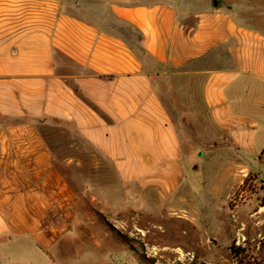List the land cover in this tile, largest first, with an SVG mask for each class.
<instances>
[{"label": "crops", "instance_id": "1", "mask_svg": "<svg viewBox=\"0 0 264 264\" xmlns=\"http://www.w3.org/2000/svg\"><path fill=\"white\" fill-rule=\"evenodd\" d=\"M178 5L0 0V264H147L106 224L84 219L38 127L44 119L73 124L124 184L138 179L163 194L184 153L214 136L187 117L198 104L209 131L251 144L264 110L263 57L252 49L241 58L227 10ZM261 61L262 75L251 74ZM253 76L247 87L258 95L241 108L248 99L235 93Z\"/></svg>", "mask_w": 264, "mask_h": 264}, {"label": "rangeland", "instance_id": "2", "mask_svg": "<svg viewBox=\"0 0 264 264\" xmlns=\"http://www.w3.org/2000/svg\"><path fill=\"white\" fill-rule=\"evenodd\" d=\"M215 4L237 27L233 35L241 58L253 49L264 59V0H179L178 6L203 10ZM254 35L260 42L244 46ZM249 66L251 74L262 75V61L259 68ZM245 79L247 85L235 94L258 95L247 87L256 82L254 76ZM247 99L241 108L251 107ZM200 107L187 117L200 135L214 136L206 146L184 153L178 181L164 184L171 188L168 194L138 179L124 184L112 161L70 122L44 119L38 127L78 194L84 219L106 224L133 256L147 264H264V110L256 114L251 144L247 138L236 147L229 131H209L211 121Z\"/></svg>", "mask_w": 264, "mask_h": 264}, {"label": "bare ground", "instance_id": "3", "mask_svg": "<svg viewBox=\"0 0 264 264\" xmlns=\"http://www.w3.org/2000/svg\"><path fill=\"white\" fill-rule=\"evenodd\" d=\"M182 254L184 255L185 253L182 252Z\"/></svg>", "mask_w": 264, "mask_h": 264}, {"label": "trees", "instance_id": "4", "mask_svg": "<svg viewBox=\"0 0 264 264\" xmlns=\"http://www.w3.org/2000/svg\"><path fill=\"white\" fill-rule=\"evenodd\" d=\"M231 248H233V246L231 247ZM235 248V247H234ZM237 253V252H236Z\"/></svg>", "mask_w": 264, "mask_h": 264}]
</instances>
